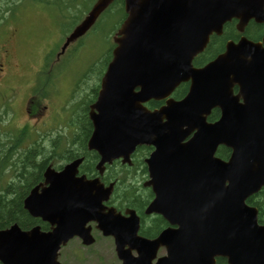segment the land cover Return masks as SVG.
Returning <instances> with one entry per match:
<instances>
[{
  "label": "water",
  "instance_id": "obj_1",
  "mask_svg": "<svg viewBox=\"0 0 264 264\" xmlns=\"http://www.w3.org/2000/svg\"><path fill=\"white\" fill-rule=\"evenodd\" d=\"M114 1L98 0L67 45ZM125 9L113 59L91 107L95 129L89 148L101 155L102 173L117 159L131 165L137 146L154 145L153 180L146 185L153 186L155 199L146 214L161 215L171 226L156 239L139 237L135 211L123 217L102 206L114 185L75 177L79 160L61 174H46L49 187L41 194L34 189L25 200L32 217L56 226L53 233L22 232L17 225L0 230V262L57 264L61 245L95 221L105 236L116 238L124 264H154L162 247L167 255L156 264H215L217 257L229 264H264V225L258 223V210L246 204L264 189V40L242 37L204 68L193 65L226 23L237 20L241 33L251 21L264 24V0H125ZM183 83L191 84L183 100L169 98L166 107L153 112L144 106L171 97ZM213 108H220L222 117L209 125ZM194 130L189 148L201 151V161H185L180 137ZM220 145L234 150L228 162L215 157ZM125 241L139 257L121 251Z\"/></svg>",
  "mask_w": 264,
  "mask_h": 264
},
{
  "label": "flooded vegetation",
  "instance_id": "obj_2",
  "mask_svg": "<svg viewBox=\"0 0 264 264\" xmlns=\"http://www.w3.org/2000/svg\"><path fill=\"white\" fill-rule=\"evenodd\" d=\"M2 3L1 11H5V5L7 1L0 0ZM47 7H57L59 3H67V0H41ZM62 12V11H61ZM236 25V23H235ZM247 27V37L253 41H262L264 37V25H260V31L262 32L258 40H254L249 37L250 30L254 32L255 23H250ZM20 26L15 23L14 20L9 19L3 26L0 27V84L2 90L8 91L14 97H18L21 92V84L26 80V76H23V69L25 65L20 62V57L14 50L16 43L18 45ZM253 28V29H252ZM235 39V38H234ZM231 40H225L224 36H213L211 41H214L213 45H219L220 53L225 50L227 42ZM239 40V38H238ZM235 41V40H234ZM208 62L201 61L196 63L197 68H203ZM23 76V77H22ZM37 76L40 77V69L35 71V86H29L26 91L25 97H27L24 104V113L30 120L44 121L43 125L32 127L30 132L34 131V141L30 143H23V151L20 152L19 158L23 161L30 160L28 170L32 174V185L25 187L23 195L26 197L32 187L42 185L45 182V173L48 169L55 170L56 172L63 171L66 165L73 163L78 159H83L82 164L79 166L77 178L86 177L88 181L100 179L101 183L105 186L115 184V190L107 202H103V205L108 208H114L116 211L125 214L128 210H133L137 213L141 220V227L139 236L146 240H153L157 238L160 233L169 227L166 221H162L159 216L146 215V209L150 202L154 199V193L151 187H146L145 183L151 179L150 168H148L147 160L151 159L155 153V146L150 144L149 146H138L135 152L132 154V165H122L121 161H116L113 165L107 166L105 173L101 176L97 172V165L101 160V157L88 149V142L86 136L91 135L93 128L88 129L84 139H77V137H67V141H59L57 135L51 133L53 113L48 100L53 96L54 84L52 83V77L44 84L38 82ZM182 89V96L175 98L176 100L183 99L188 93L189 84H185ZM238 88H234L235 94H238ZM35 94L40 95L37 97ZM37 97V98H36ZM45 98L46 104L41 102V98ZM168 99L163 100H150L146 103V107L150 111L159 110L167 105ZM240 104L244 103L243 98L239 100ZM222 116V110L220 108H214L207 117L208 124L217 123ZM24 130V129H23ZM33 130V131H32ZM187 127L183 128L186 131ZM35 131H40L39 133ZM198 131H194L187 135L180 137V147L182 150V156L185 161L200 160L202 157L201 151H193L189 147L192 141L196 138ZM32 148V149H30ZM30 149L29 151H27ZM222 153V157L219 155ZM233 150L229 147L220 146L215 153L216 157H220L224 161H229L232 156ZM32 156V157H31ZM209 154L206 155L208 158ZM211 156L207 159L209 161ZM123 167L127 170V175L124 178L120 176V168ZM119 168V172H117ZM21 172H25V168L21 169ZM124 181V182H123ZM120 184V185H119ZM120 187H124L125 192L120 191ZM263 192L257 196L248 199L250 206L256 207L259 211V223L262 216V204L264 203ZM23 206V205H22ZM24 208V207H23ZM24 211V209H22ZM25 212V211H24ZM28 220L22 226L23 230H30L33 227L39 226L42 232L48 233L52 230V226L42 221L40 218L28 217ZM162 222L160 226L158 223ZM87 230L91 233L93 238L90 243L81 237L72 238L59 250L57 261L59 264H123V260L119 256V249L117 248V240L113 237H105L104 234L97 228L96 223H89ZM126 242V241H125ZM125 244V243H124ZM126 255H129L132 259L139 257V251L134 247L128 245V242L121 250ZM167 250L161 248L158 251L157 257L166 255ZM215 264H228V260L223 257H217Z\"/></svg>",
  "mask_w": 264,
  "mask_h": 264
},
{
  "label": "rangeland",
  "instance_id": "obj_3",
  "mask_svg": "<svg viewBox=\"0 0 264 264\" xmlns=\"http://www.w3.org/2000/svg\"><path fill=\"white\" fill-rule=\"evenodd\" d=\"M4 1L11 3L14 0ZM93 2L90 1L82 13L89 10ZM113 7L114 5L99 18L92 31L79 42L70 46L67 53L58 60L52 70V74L56 75V78L53 80L55 101L50 99V104L53 109L52 113L60 107L54 119L55 123L60 124L58 126L59 129L63 128V125H67L70 128L69 130H75L76 133L83 134V116L87 104L89 105L95 100L94 94L96 92L94 91L111 56L113 34L118 30L124 19L123 10L119 9L116 12H112ZM66 19H69L68 14L58 16L56 10L50 12L42 4L41 0H24L16 9L15 15L11 18V20H14L21 27L19 46L16 43V47L14 48L20 57V62L24 60L25 65H35L34 69L38 70L41 68L39 62L44 60L49 53V47H52L54 53L60 47L58 50L60 52L66 39H64V33L58 32V28H63L66 33H69L73 25L72 22L63 24V21ZM20 50L23 60L20 55ZM22 72L23 76H27L30 73L26 69H23ZM85 75L86 78L79 83V80ZM27 83L28 79L21 87ZM78 83L80 85L79 88H77ZM1 89L2 85L0 84V105L7 103V100L13 97L8 91ZM20 95L19 102L13 103L14 110L8 109L6 106L0 108L1 149H4V145L7 144L8 136L3 131L5 125L9 124V126L20 130L28 123L34 125L33 122H40L39 120H30L25 115L23 103L21 102L23 93ZM85 101L89 102L85 104ZM70 117L73 118L67 124ZM86 130L88 131V128ZM19 132H10V137L16 138L15 136ZM55 133L56 131L52 133V136ZM29 137H31V132ZM79 138L81 139V137ZM61 141H67V137H63ZM2 165V169L0 167V194L1 192H5L10 184L17 186L16 175H13L12 172L20 168L18 165L11 168V164L6 165L4 162H2ZM116 171L119 172V168ZM123 189L124 187H120L121 192H123ZM16 195H19V191H16L9 198L12 199Z\"/></svg>",
  "mask_w": 264,
  "mask_h": 264
},
{
  "label": "trees",
  "instance_id": "obj_4",
  "mask_svg": "<svg viewBox=\"0 0 264 264\" xmlns=\"http://www.w3.org/2000/svg\"><path fill=\"white\" fill-rule=\"evenodd\" d=\"M227 28H228L227 29L228 36L230 38H235L237 36V32L235 31V26L233 24H230ZM253 28H255L254 32L253 30H250V32L248 33L249 37L255 40L259 39V37L262 34V32H259L260 27L254 25ZM215 48L217 50H220L219 45H216ZM208 58L210 57H207L206 59ZM201 61L202 59H198L196 62L200 63ZM181 93L182 92H177V96H181ZM1 150L2 149H1V138H0V160L3 161L5 159L11 158V156H7L6 154L2 156ZM219 155L222 157V153H219ZM6 164H9V162H7ZM262 199L264 201V192ZM261 209H262L261 222L264 223V203L262 204ZM24 214L25 212L22 210V204L18 199H16V197L12 199H6L5 195L0 196V229L7 228L8 226H10L15 222H18L20 225H22L23 222L25 223L26 221H28L26 215ZM160 224H162V222L158 223V226H160Z\"/></svg>",
  "mask_w": 264,
  "mask_h": 264
}]
</instances>
